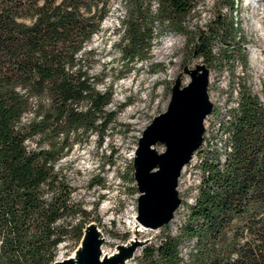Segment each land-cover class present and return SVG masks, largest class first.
<instances>
[{
    "label": "trees",
    "instance_id": "obj_1",
    "mask_svg": "<svg viewBox=\"0 0 264 264\" xmlns=\"http://www.w3.org/2000/svg\"><path fill=\"white\" fill-rule=\"evenodd\" d=\"M198 0H123L120 47L131 60L175 30L205 65L247 70L239 0H216L206 26H189ZM110 0H0V264H50L81 239L88 211L59 160L81 135L101 142L115 119L112 84L84 62ZM159 22V28L154 24ZM217 46V49H213ZM259 87L232 69L233 104L216 109L215 146L199 147L200 177L176 233L146 244L140 264H264V59ZM236 90V93L234 91ZM30 141V143H28ZM219 141V142H218ZM220 147V148H219ZM101 184L103 182L100 181ZM191 240L184 257L180 246Z\"/></svg>",
    "mask_w": 264,
    "mask_h": 264
},
{
    "label": "rangeland",
    "instance_id": "obj_2",
    "mask_svg": "<svg viewBox=\"0 0 264 264\" xmlns=\"http://www.w3.org/2000/svg\"><path fill=\"white\" fill-rule=\"evenodd\" d=\"M215 1L198 0L197 7L187 18L189 26L205 27L213 18ZM238 4L237 19L247 36L243 48L247 52L249 66L244 70L236 61V67L232 69L235 79L236 74L249 75L258 88L264 59V0H239ZM110 5L111 10L101 21L100 29L86 42L85 48L89 52L84 55V62L93 74L104 78L103 82H99L101 88L112 84V100L106 109L114 110L116 116L101 142L97 133H92L89 139L82 134V142L74 144L59 160L58 166L73 187L74 200L87 209V222L92 220L97 223L104 236L102 247L115 252L117 243L129 242L135 234L130 223L137 218L140 194L133 174L138 138L153 117L167 108L173 84L179 81L182 86L185 85L190 79L187 69L201 68L203 60L189 50L187 35L175 30L156 37L148 56L128 59L120 47L122 37L119 29L125 12L123 0H110ZM159 26V22L154 24L156 29ZM168 39H171V45L166 46ZM213 49L216 50L217 46ZM209 68L208 95L213 108L204 118L203 135L206 136L201 147L212 148L216 142L213 136L217 131L216 109L222 110V115L226 114L234 98L230 95V65H221L216 60ZM156 148L162 150L165 144L157 142ZM199 159L196 150L180 171L176 186L180 202L173 216L158 228L146 229L139 238L144 243L137 247L125 264H140L146 244L159 242L164 231H178L185 220L187 206L197 192L201 174ZM80 241L70 235L58 244L56 257L74 254ZM190 248L191 240H184L180 246L184 257L188 256Z\"/></svg>",
    "mask_w": 264,
    "mask_h": 264
},
{
    "label": "water",
    "instance_id": "obj_3",
    "mask_svg": "<svg viewBox=\"0 0 264 264\" xmlns=\"http://www.w3.org/2000/svg\"><path fill=\"white\" fill-rule=\"evenodd\" d=\"M209 67L188 68L190 79L185 85L172 86L167 108L148 123L138 138L133 157V174L138 196L137 220L142 225L158 228L173 216L179 205L178 183L182 167L203 143L204 118L213 108L208 95ZM157 142L165 148L157 150ZM104 236L95 221L83 227L81 241L74 254L56 257L50 264H125L144 243L140 239L117 243L115 252H102Z\"/></svg>",
    "mask_w": 264,
    "mask_h": 264
},
{
    "label": "bare ground",
    "instance_id": "obj_4",
    "mask_svg": "<svg viewBox=\"0 0 264 264\" xmlns=\"http://www.w3.org/2000/svg\"><path fill=\"white\" fill-rule=\"evenodd\" d=\"M170 41H171V39H168V41H167L168 45H166V46L171 45ZM203 140H204V136H203ZM203 140H202V142H203ZM130 227L133 228V230L135 229V234L133 235L132 239H136V240L140 238V235L144 231H146V229H149L150 228V227H148L146 225L145 226L142 225L140 223V221L137 220V218H135V220L132 223H130ZM102 252H104V253H112V251H110V250L109 251L108 250L106 251L103 247H102Z\"/></svg>",
    "mask_w": 264,
    "mask_h": 264
},
{
    "label": "built area",
    "instance_id": "obj_5",
    "mask_svg": "<svg viewBox=\"0 0 264 264\" xmlns=\"http://www.w3.org/2000/svg\"><path fill=\"white\" fill-rule=\"evenodd\" d=\"M204 136H206V135H204Z\"/></svg>",
    "mask_w": 264,
    "mask_h": 264
}]
</instances>
